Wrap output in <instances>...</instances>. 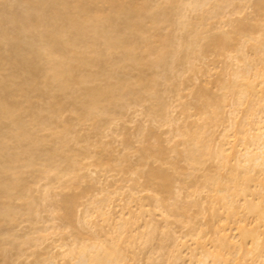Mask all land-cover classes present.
Listing matches in <instances>:
<instances>
[{"label":"rangeland","instance_id":"rangeland-1","mask_svg":"<svg viewBox=\"0 0 264 264\" xmlns=\"http://www.w3.org/2000/svg\"><path fill=\"white\" fill-rule=\"evenodd\" d=\"M19 1L0 0V13L8 9L20 12L24 3ZM62 1L68 4L64 12L74 14L73 6L79 0ZM120 1L124 6L131 2ZM258 1L205 0L201 8L194 9L186 0L177 10L171 8L169 0H151V4L158 3L167 14V26L161 23L154 32L149 18L143 15L130 17L131 28L120 15L105 19L107 13H113L112 6L105 1L92 0L87 3L89 12L99 16L86 24L84 34L77 35L73 28L53 19L26 32L29 38H35V34L46 27L62 25L65 29L61 39L68 44L62 49V57L56 60L60 62V69L68 70L75 79L65 92L55 90L44 76L48 66L47 50H44L38 58L42 69L34 76L35 87L27 95L13 87L8 88V93H2L4 99L14 105L15 117L23 122L28 138L17 141L13 137L14 123L5 118L0 120V135L6 142L4 151L0 152V212L7 210L13 218L8 221L0 214V264H37L46 250L55 254L56 264H85L74 263L60 252L71 246L75 259L79 246L90 244L93 236L101 242L100 251L108 252L117 245L130 257L133 247L135 260H125L127 264L160 263L166 260L163 229L185 234L203 225L211 236V225L223 214L220 208L224 201L215 193L216 210L212 214L208 194H214L213 189L219 186L215 183L217 177L231 178V169L221 168L212 155L206 154L204 145L223 143L219 137L222 131L228 134V139L238 143L243 138L240 130L250 109L260 110L262 115L264 112L261 103L251 108L241 97L242 104H233L239 108L230 113L234 108L231 101L237 96L233 92L244 87L232 84V80H240L235 77L236 71L242 74V68L248 63L253 70L264 64V0L262 4ZM177 11L186 15L187 24L180 23ZM233 32L242 41L233 37L224 46L225 53L210 41L211 36L222 37ZM106 34L120 35L131 42L130 49L133 48L131 52L136 60L124 59L126 51L122 48L107 50L103 37ZM164 35L170 37L166 63L152 65L150 61L156 56L159 38ZM190 40L192 46L195 40L200 48L194 45L192 50ZM240 47L247 57L241 55ZM9 71L10 66L4 65L0 77L7 78ZM259 81L260 78L254 82L256 89L263 85ZM87 88L108 91L101 102L108 114L81 118ZM52 94L54 96L50 97ZM250 98L258 100L257 95ZM52 100L62 105L58 117L48 113ZM161 102L167 105L171 121L156 115ZM124 103L129 105L125 107ZM250 118L253 124L255 118ZM193 144L202 153L198 163L191 162L187 156ZM10 154H18L19 159L6 161ZM227 164L233 166V160ZM158 167L162 170L159 172H164L171 180L170 191L162 192L166 199L161 209L169 214L167 222L157 212L151 214L154 229H136L137 236L129 246L124 237L117 238L114 218L126 209L135 212V201L128 199L131 189L140 191L141 201L152 207L154 201L148 188L159 190L160 187L156 182L150 183L146 174L150 168ZM89 171L93 173L89 175ZM240 171L239 167L232 172L240 177ZM159 174L162 173L156 175ZM251 174L253 180L247 182L257 186L259 179L255 171ZM160 176L157 181L162 179ZM16 180L18 185L7 190ZM254 186L251 189L257 192ZM102 188L118 190L109 207H104L110 214L107 220L106 215L94 210L99 199L94 193ZM196 189L198 194L192 193ZM196 202L201 204L202 215L193 218L194 225L190 227L183 221L196 209L193 205ZM100 203L106 205L107 202ZM70 207L73 213L86 215L89 229L78 230L68 221L66 213ZM236 217H240L239 210ZM51 223L55 226L53 234L38 247L24 236L34 227ZM53 243L66 245L58 249ZM206 247L213 251V242H208ZM208 261L217 262L213 255ZM164 264L170 263L165 261ZM257 264H261L260 261Z\"/></svg>","mask_w":264,"mask_h":264},{"label":"bare ground","instance_id":"bare-ground-1","mask_svg":"<svg viewBox=\"0 0 264 264\" xmlns=\"http://www.w3.org/2000/svg\"><path fill=\"white\" fill-rule=\"evenodd\" d=\"M90 1L92 0H79L73 6L75 10L74 14H67V12H64V10H67L65 8L68 4H65L62 0H20L19 2H21V4L24 3L22 10L20 11L18 9L20 12H17V9H15L16 12L14 9H11L12 12H9L8 9V12L5 10L6 13H4L5 11L0 13V69L3 68L4 65L10 66L7 78L0 77V120L5 118L14 123L13 137L17 141L28 138V134L24 129L23 122L15 117L14 105L10 104V102L8 103V101L4 99L2 93H8V88L13 87L27 95L28 91L35 87L34 76L42 69L38 58L42 56L44 50H47L45 61L48 63L47 71L44 73V76L51 82V85L55 90L65 92L69 88L71 82L75 79L68 70L60 69V62L56 60V57H62V51L68 44L66 40L61 39V34L65 29L62 25L59 26L58 24H53L46 27L43 30L38 31L35 34V38H29L26 35V32L30 30L31 27L42 26L47 21L53 19V21L64 22L67 27L73 28L77 35L84 34L86 24L95 20L99 16L96 12H89L87 3ZM101 1L108 2L113 8L112 12L114 14L107 13L104 16L105 19H112L111 17L113 15H120L128 22V25H126L131 28L133 27V23L130 22V17L133 15H143L149 18L154 32L157 31L161 23H164L165 26H167V14L165 10H163L158 3L151 4V0H131L127 6H124L120 0ZM169 1L171 3V8L179 10L181 9L180 4H184L186 0ZM259 1L258 3L262 4V1ZM187 3L192 4L194 9H199L205 4V0H187ZM176 14L182 25L188 23V19L184 13L177 11ZM7 25L9 27H7ZM236 32H233L232 35H220L222 37L211 36L210 41L218 50L224 52L226 48L224 46H227L228 44L226 43L230 42L233 37L242 41L237 34L238 32ZM103 37L107 50L110 51V49L122 48L126 51V54L124 53V55H126L123 57L124 59L131 61L136 60L131 52L133 48L130 49L132 43H129L125 37L123 38L120 35L110 36L107 34ZM159 40V47L155 50L156 56L150 61V64L152 65L166 63V48L170 43V37L168 35L160 36ZM192 40H190L191 42H188L191 44L190 46H192ZM195 42L196 41L194 40L193 46L198 44H195ZM70 44L73 45V42ZM193 46L191 47L192 50L195 48ZM197 47L200 48V45H197ZM263 49L262 51L264 52ZM5 51L7 54L3 53ZM239 51L242 56L247 57V53L242 47L239 48ZM226 57L229 58L230 56L226 54ZM245 66V68H242L244 70L241 71L242 74H238L237 72L239 71H236L235 73V77L240 80H232V84L238 83L240 86L242 85L244 87L239 91L233 92L234 94H237V96L235 100L234 98L232 99L231 106L232 108L234 107L233 104H235V106H240L242 104L241 97H244L251 108L256 106V103H259V105L261 103V106L264 107V64L261 68L255 70H253L254 67L249 63L247 65L245 64ZM45 69L46 68H44V70ZM249 73H251L250 76ZM259 78V83H263V85L256 89V84L254 82ZM107 93V90L104 91L99 88H87L85 90L87 100L84 102L81 109V118L108 114V110L101 104L106 98ZM251 95H257V102L250 98ZM53 96L54 95L52 94L50 97ZM128 105L129 103L123 104L125 107ZM61 107L62 105L60 102L52 100L47 108L49 115L58 117L61 113ZM238 108L239 107H234L230 110V113L233 110L237 111ZM256 110L250 109L251 113L248 112V114H246L244 123L242 124V127H246H241L240 130L243 134V138H241L238 143L232 138L228 139V134L225 131H222L219 137L220 140H223V143L219 142L216 144L204 145L207 150L206 154L212 155L213 158L220 163L221 168L227 170L231 169V178H226L224 176L217 177L218 180H216L215 183L219 186L213 189L214 194H208V197H210L209 208L212 214L216 210L213 203V197L215 193L220 194V199L224 201L220 208L222 210L220 211L223 212L224 215H220L221 213H219L220 218L212 223L210 229L211 236H208V232L205 231L203 225L193 227V218L202 215L201 204L196 202L193 204L196 206V209L191 214L187 215L188 220L183 221L185 225L193 227L192 230L188 231V233L180 234L173 229H163L161 234L162 241L166 242L164 245L166 246L165 261H169L170 264H257V261L264 264V229H261V227L264 226V112L262 115L260 110L255 112ZM156 115L163 120L171 121L170 111L165 103H160ZM251 116H254L255 118L253 124H251ZM111 120L112 119H109V121ZM5 147L6 142L4 136L0 135V152L4 151ZM195 147L196 145L189 147V150L187 149V156L191 162L198 163L201 161L202 153ZM8 155L6 158V161L8 162L19 159L18 154ZM230 160H233V166L228 167L227 163ZM28 164H31V160L28 161ZM239 167L242 168V171H240L242 173H240V177L236 172H232ZM154 169L150 168L146 174V178L151 179L148 180L150 183L156 182L160 187L159 190L153 187L148 188L152 192L151 197L154 201L152 207L149 208L147 203L141 201L143 200V196L138 194L140 191L133 192L131 189L128 192V199L130 201H135V212L126 209L124 212L120 211L114 218V224L118 228L117 238L122 239L124 237V241L129 246H132L133 239L137 236L136 229L141 227H149L152 230L154 229L155 225L151 214L157 212L161 215V218L164 219L163 221L165 223L167 222L169 214L167 211L161 209V204L166 199L162 195V192L170 191L171 180L167 174L159 172L162 171L160 167ZM252 171H255L257 175L256 179H259L257 186L250 185L247 182L253 180L251 174ZM92 173V171H89V175ZM158 173H162L161 176L159 174V176L162 177V179L160 178L161 181L159 180L160 182L157 181V177L159 176L156 174ZM16 185H18V180L11 185H8L6 189L8 190ZM252 186L257 187V192H255L254 189H251ZM117 193V188L110 190L102 188L94 193V195L99 198L97 201L98 204L95 205L94 210L100 215H106V220L110 219V214H108L109 212H106V210L109 207L112 198ZM192 193L198 194V190H193ZM102 201L107 202L106 205L100 203ZM104 207L107 208L104 209ZM237 209L239 210L240 217H236V214L238 213ZM0 214L4 216L5 220L11 221L13 219L11 213L7 210H3ZM66 218L78 230L89 229L86 215L73 213L72 207L67 211ZM249 219H251V221H248ZM53 229H55L53 223L43 224L34 227L31 232L25 233L24 236L27 240L33 242L32 245L34 247H38L53 234ZM11 234L14 237L16 236L14 233ZM208 242H213V251H210L206 247ZM52 245L53 247L61 249L66 244L53 243ZM79 247L80 248L77 252L78 256L75 259L71 254L73 251L71 246L61 249L60 253L68 255L74 263L121 264L122 262L127 264L124 262L125 260H135L136 252L133 247L131 249L132 256L130 257L126 256L117 245L108 252L100 251L101 242L96 236L92 237V242L90 244H83ZM1 250L4 251L3 248H1ZM210 255L216 257L217 262H209L208 258ZM247 256H250L249 260L247 259ZM55 258L56 256L54 253L46 250L42 253V257L36 261V263L56 264ZM149 258H151V256H149ZM165 261L160 263L150 261L149 263L164 264Z\"/></svg>","mask_w":264,"mask_h":264}]
</instances>
